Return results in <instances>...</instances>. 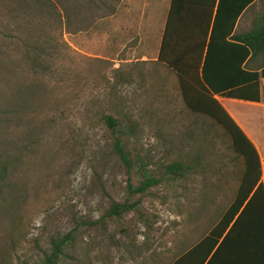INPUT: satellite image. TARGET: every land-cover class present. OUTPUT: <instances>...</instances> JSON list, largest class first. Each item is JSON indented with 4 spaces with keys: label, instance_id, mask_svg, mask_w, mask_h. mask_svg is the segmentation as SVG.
<instances>
[{
    "label": "rangeland",
    "instance_id": "1",
    "mask_svg": "<svg viewBox=\"0 0 264 264\" xmlns=\"http://www.w3.org/2000/svg\"><path fill=\"white\" fill-rule=\"evenodd\" d=\"M127 2L0 0V264L41 263L63 238L60 264H168L235 198L245 165L225 128L187 107L168 64L120 61ZM113 201L139 204L118 217Z\"/></svg>",
    "mask_w": 264,
    "mask_h": 264
},
{
    "label": "trees",
    "instance_id": "2",
    "mask_svg": "<svg viewBox=\"0 0 264 264\" xmlns=\"http://www.w3.org/2000/svg\"><path fill=\"white\" fill-rule=\"evenodd\" d=\"M228 1L230 3L228 7L231 5L233 7L227 11V17L216 15L202 65L198 61L191 63H186L182 59L170 61L165 59L163 54L158 58L176 71L187 107L194 113L211 116L222 125L231 136L233 149L244 158L245 165L234 200L211 230L200 238L190 253L181 257L180 264L187 263V259L189 260L193 253L204 262L218 242H232L233 237H242L251 227H257L255 235L260 237V241L264 240V187L260 183L259 155L234 119L215 98V95L219 94L250 100L260 99L257 94L259 92L257 83L260 76H264V68L260 73L251 72L244 69L243 64L250 54L264 53V15L249 30L234 32L238 17L253 0ZM175 2L177 1H172L169 16ZM220 2L221 0L219 6ZM165 44L167 43L164 36L162 47ZM194 44L187 47L189 52L199 50L200 44ZM181 47L182 45L179 44V48ZM242 85L247 86L241 87L239 92L234 90ZM106 121L112 128L119 124V121L111 115L107 116ZM117 146L124 161L128 162L122 146L119 144ZM168 169L175 176L184 174L179 163L170 165ZM158 182L154 177H146L137 187L131 183L128 185L133 192L144 193ZM138 204L139 201L123 203L113 201L107 214L121 217L137 208ZM65 243V238L59 242L53 241L52 252L41 263L35 264H60Z\"/></svg>",
    "mask_w": 264,
    "mask_h": 264
},
{
    "label": "crops",
    "instance_id": "3",
    "mask_svg": "<svg viewBox=\"0 0 264 264\" xmlns=\"http://www.w3.org/2000/svg\"><path fill=\"white\" fill-rule=\"evenodd\" d=\"M129 1L125 7L127 12L122 13L118 10L120 8L118 7L117 13L119 16L113 15L111 19L112 23L110 24L111 32L122 31L124 28L121 32L122 37L119 39L120 48L126 55L121 58L120 61L122 62L139 60L159 61V56L163 54L165 59L170 61L182 59L186 63L198 61L202 65L216 15L227 17V11H230L233 7V5L228 7L230 4L228 0H221L220 6V0H175L177 2L173 5V11L169 16L173 0H164L165 4L169 1L164 29L161 31L159 28L157 36H155L156 38L152 40L157 15L156 11L159 8L160 0ZM257 2L258 0H253L243 10L237 19L234 32L247 31H241L238 28L243 24L245 16L255 11ZM218 6L219 12L217 11ZM252 20H255V24L257 23V18L253 17ZM164 36L167 44L162 47ZM156 40L158 44L152 43ZM177 42L182 45L181 48H179ZM126 44L128 48H126ZM192 44H200L199 50L195 49L189 52L187 47ZM243 67L251 72L260 73L264 68V53L260 55L250 54L246 58ZM257 84L259 90L257 94L260 96L259 100L228 97L219 94H216L215 98L255 147L261 164L260 183L264 187V76H260ZM248 85L251 86L252 84ZM246 86L242 85L236 87L234 90L239 92L241 91V87ZM256 229L257 227L249 228L247 234L242 237H233L232 242H218L204 262L195 257L193 253L189 257V260L187 259V263L184 264H188L189 262L192 264L201 262L202 264H264V240L260 241V237L255 235ZM199 240L183 250L179 248V253H176V244H171L170 246H173L174 249H172L169 256L174 255L168 260V264H180L181 257L190 253Z\"/></svg>",
    "mask_w": 264,
    "mask_h": 264
}]
</instances>
